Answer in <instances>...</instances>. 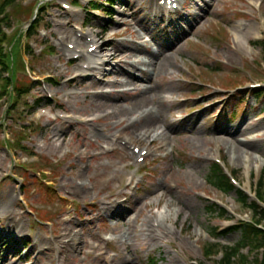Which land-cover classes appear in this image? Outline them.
<instances>
[{"label": "rangeland", "instance_id": "obj_1", "mask_svg": "<svg viewBox=\"0 0 264 264\" xmlns=\"http://www.w3.org/2000/svg\"><path fill=\"white\" fill-rule=\"evenodd\" d=\"M154 1L115 0L111 18L92 10L89 0H78L71 10L62 4L73 0H26L5 9L8 19L1 22V32L8 39H4L3 49L9 52L12 37L24 33L20 40L15 38L17 42L8 60L10 75L17 79L18 87L25 85L29 89L17 102L9 105L5 98L0 104V264H58L64 260L66 264H99L87 256L91 250L83 242L100 244L110 256L123 255L133 264H217L220 252L241 240V232L233 228L241 220L249 221V213L235 202V192L224 195L209 186L206 179L219 157L234 173L237 185L247 192L255 191L264 177V101L254 95L258 84L264 88V44L258 45L264 41V0H185L173 13L160 6L161 0ZM35 7L38 29L29 37ZM191 10L195 17L187 20ZM178 26L183 29L176 30ZM101 30L105 33L99 41L110 51L127 49L153 37L162 45L165 55L158 59L144 86L158 88L150 94L157 103L160 98L167 99L165 122L157 121L151 129H156L155 134L165 131L171 138L167 144L162 139L152 144V154L142 163L134 159L132 149L126 150L120 144L111 153L113 156L100 160L108 164L119 158L122 168L135 165L131 171L139 172L130 182H121L122 190L112 193L114 197L106 201V193H101V188L95 187L88 177L94 174L96 161L90 155L83 160L69 155L76 152L85 137L88 142L96 136L105 138L98 130L106 113L96 111L93 96L81 94L68 103V107L86 110L80 112L84 121L94 119L75 126V130L66 129L73 140L69 148L39 155L35 163L29 162L26 151H39L41 146L36 144L45 142V128L49 127L47 119L42 118L32 124L31 132L27 130L35 112L36 95H44L42 91L49 88L55 95L60 94L59 99L60 92L67 89L46 81L66 68L64 50L69 49L72 38L61 43L62 33L79 32L83 36ZM78 42L86 49L85 36ZM43 44L47 49L41 53ZM127 60L132 61L112 58L130 69ZM160 64H166V69L160 70ZM37 76L40 80L34 83ZM138 115L131 118L137 120ZM125 119L122 116L112 120L115 125L106 127V134L121 131L135 144H141L132 129H124ZM142 126H137L139 134L147 130ZM226 137L231 139L229 143ZM72 164L82 169L83 177L76 176ZM66 181L90 189L88 200L83 202L82 198L61 191L59 186ZM175 185L174 190L168 189ZM95 198L99 201L95 202ZM155 200L160 201L159 206L149 205ZM216 206L226 209L228 218H220ZM131 212L132 216H128ZM139 213L136 223L133 216ZM156 220L160 226L153 229L150 224ZM129 223L134 226L129 231L133 232L129 236L132 240L125 238L122 245L106 244L112 235L127 232ZM63 228L79 232L77 247L50 251V239ZM208 244H216L214 257L205 254ZM260 253L254 248H243L234 264H240L243 257L253 264Z\"/></svg>", "mask_w": 264, "mask_h": 264}, {"label": "bare ground", "instance_id": "obj_2", "mask_svg": "<svg viewBox=\"0 0 264 264\" xmlns=\"http://www.w3.org/2000/svg\"><path fill=\"white\" fill-rule=\"evenodd\" d=\"M146 3H154V0H144ZM179 2H184V0L175 1L174 3L179 4ZM173 5V4H172ZM263 10L261 12L262 15V25L264 27V2L262 3ZM194 10L187 15L188 19H194ZM181 26H178L176 30H182ZM66 37H69V34H65ZM91 38V42L86 48V51L79 50L80 47L75 43V48L72 52L67 51L69 55L71 54H80L84 60H86L85 64L87 67H80L77 66L74 69L58 72V76L61 79H65L67 77H71V80L67 82V91L61 102L58 103L61 109H69L71 113L79 114L82 110H78L77 107H68V103H70L71 99H75L76 91L78 89H82L84 91H88L90 89L97 90L92 94L93 99L97 102L96 104V111H104L105 118L103 123L100 125L101 129L98 130L99 134H103L105 136L104 139L102 137H93V139H89L85 137L82 139L83 144L77 145L76 152H71L70 156H75V158H79L80 160L85 159L86 155H90V159L96 161L97 165L94 166V174L89 175L88 177L93 181L95 187H100L101 193H106L104 200H111L114 196H111L113 193L120 192L122 190V183L124 182L125 178V168H122L121 163L122 161L117 158V162L111 160L108 164H102L100 160H103L106 156H113L111 153H114L118 150L117 145L119 142L125 143V148H129L133 145V139L128 137L127 134L122 133L121 131H116L113 134H106V127L109 125H115L112 120H116L119 117L125 116L126 119L124 120L127 122L126 127L124 128L126 131L128 129H132L133 133H135V137L137 141L141 142L142 148L140 149V153L142 151H147L148 154H152V144L157 140L162 139L166 144L170 141V137L164 131L162 133L155 134L156 129H151L152 127L157 126V124L165 122L166 115H164V110L168 108L169 103L167 99L160 98V101L157 103L156 98L151 99L150 94L155 93L157 87H146L144 83L148 82L152 77V70L157 67L158 59L165 55L164 49L162 45L157 42L154 37L152 43L156 45L157 49H152V46L147 45L148 42L142 44H135L128 46L127 49H117V50H108L104 48L102 45H99V41L97 40L98 36L94 33H89L88 36ZM140 37V36H139ZM139 39H142L141 37ZM172 41V40H171ZM96 49L90 53V48L95 47ZM114 51V53H113ZM120 58L125 59H133L132 62L129 63L131 66L130 70H126L122 66L121 62H114L112 61ZM160 70L166 69V64L159 65ZM109 71V72H108ZM140 73V74H139ZM124 75L128 78L126 84L120 83L119 81H111L109 80L110 77ZM107 76V77H106ZM105 77V79H104ZM58 82V81H57ZM56 81L52 82L57 84ZM59 83V82H58ZM116 85H123L124 86H133L132 90H129L126 93H108L104 91H98L102 87L108 86H116ZM89 98V97H88ZM152 105V107H149ZM137 120H133L131 116L134 114H138ZM164 113V114H163ZM87 114V113H85ZM164 115V116H163ZM58 117L55 119H47L49 127L45 128V133L47 136L45 138L44 146L41 150H31L30 152L33 154H39L44 156L47 152H52L53 154L58 153L62 150L63 146H70L71 142L66 144V137L67 126L69 124L68 129L75 130L74 127V120L71 118H65L62 121H58ZM92 121V120H91ZM158 121V123H157ZM97 123V122H94ZM142 123L143 126L141 128L147 129L143 133H138L139 130L137 129L138 124ZM157 123V124H155ZM88 124V123H82ZM122 124V123H121ZM155 124V125H154ZM123 129V130H124ZM168 130V129H167ZM72 133V131L70 132ZM156 135V136H155ZM153 138L152 141H149ZM227 143L231 140L230 138H224ZM100 140H104L103 142ZM149 141L147 144L144 142ZM104 143V144H103ZM83 146L85 150L82 152L80 148ZM141 147V146H135ZM78 149V151H77ZM89 149V151H87ZM98 151V153H94ZM235 151L238 153V150L235 147ZM142 156V155H141ZM139 156V157H141ZM71 168L76 169V176L81 178L84 176V173L81 168L75 167L74 164L70 166ZM0 171H3V167L0 166ZM175 182V181H174ZM94 186L91 188L93 190ZM163 186V185H162ZM61 191L67 192V194L74 195L76 197L82 198L83 202L87 201L89 198V190L86 186H75L72 182L66 181L60 186ZM177 187L175 186H168L170 191L174 190ZM96 199V198H95ZM99 200L96 199L95 202ZM102 201V200H101ZM140 217V213L135 217V222L137 223ZM65 219H62V223ZM153 226V225H152ZM134 226L132 223H129V228L127 232H124L118 237H112L109 242H112L118 245H121L120 242L125 238L131 239L129 236L133 233H129ZM155 227V223L154 226ZM79 232L75 231L73 228H63L60 232L51 238V246L50 251L55 250V248L59 247L63 249L62 246L64 245V250L68 248H76L78 242L76 241ZM149 237V236H148ZM68 240V241H67ZM102 242H104L102 240ZM88 245L87 247L91 249L89 254L87 255L89 258H94V260L99 261V264H133V261L130 258H127L123 255L116 256L114 258H110L105 252V248L101 245L96 247L88 244V242H83V246ZM63 250V251H64ZM97 251L100 253L97 254ZM65 261V260H64ZM60 262V264H66V261Z\"/></svg>", "mask_w": 264, "mask_h": 264}, {"label": "trees", "instance_id": "obj_3", "mask_svg": "<svg viewBox=\"0 0 264 264\" xmlns=\"http://www.w3.org/2000/svg\"><path fill=\"white\" fill-rule=\"evenodd\" d=\"M4 4L13 3L15 0H3ZM255 95L262 99L264 98V90L257 91ZM207 182L217 190L227 194L232 191H235L238 195V202L241 203L245 209H249L253 212V222L251 224H242L239 228L235 230H239L242 234L241 241L234 248H227V251L224 253V259L220 262V264H234V259L236 255L239 253L241 249L247 246H253L256 243V248L264 247V232L259 230L256 225L264 221V211L261 207H259L255 202H251L249 198L242 194L239 191H236L234 186L228 177L224 174V172L217 166L213 165L211 167L210 175L207 177ZM263 187L260 189L259 196L262 200H264ZM213 208L210 207V210ZM243 264H249L248 261L242 258ZM255 264H264V254L261 260L256 259Z\"/></svg>", "mask_w": 264, "mask_h": 264}]
</instances>
